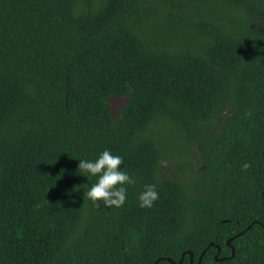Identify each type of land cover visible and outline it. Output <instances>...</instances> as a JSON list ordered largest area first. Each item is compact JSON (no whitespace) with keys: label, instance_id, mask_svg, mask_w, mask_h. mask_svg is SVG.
I'll return each mask as SVG.
<instances>
[{"label":"trees","instance_id":"obj_1","mask_svg":"<svg viewBox=\"0 0 264 264\" xmlns=\"http://www.w3.org/2000/svg\"><path fill=\"white\" fill-rule=\"evenodd\" d=\"M105 148L120 207L84 197ZM263 192L264 0H0V264H264Z\"/></svg>","mask_w":264,"mask_h":264},{"label":"clouds","instance_id":"obj_2","mask_svg":"<svg viewBox=\"0 0 264 264\" xmlns=\"http://www.w3.org/2000/svg\"><path fill=\"white\" fill-rule=\"evenodd\" d=\"M123 156L113 150L105 148L94 159L79 158L78 169L80 173L89 177H95L86 191V196L97 207L122 206L127 199L128 185L135 183V178L122 167ZM159 198L157 186L148 183L138 194L140 207H151Z\"/></svg>","mask_w":264,"mask_h":264},{"label":"rangeland","instance_id":"obj_3","mask_svg":"<svg viewBox=\"0 0 264 264\" xmlns=\"http://www.w3.org/2000/svg\"><path fill=\"white\" fill-rule=\"evenodd\" d=\"M127 102V97H117V96H112L108 99V103L110 105L111 109V114L113 115L114 118L118 116V109L123 107ZM193 151L196 153V157H199V148L193 144ZM197 162H195L196 164ZM164 169L166 171V174L169 177H181L183 175L182 170L180 169L179 165L175 164L172 159L166 160L164 162Z\"/></svg>","mask_w":264,"mask_h":264},{"label":"water","instance_id":"obj_4","mask_svg":"<svg viewBox=\"0 0 264 264\" xmlns=\"http://www.w3.org/2000/svg\"><path fill=\"white\" fill-rule=\"evenodd\" d=\"M263 195H264V192H263ZM250 227H251V226H250ZM250 227H248L247 230H249ZM244 233H245V231L242 232V233H240V234H238V236L243 235ZM236 237H237V236H236ZM234 238H235V237H234ZM234 238L229 239V240H228V243H227L228 246H229V247L231 248V250H232V255H231L229 258H220L219 256H220V254H221V247H220V246H217L218 252H217V254L215 255V260H216L217 262H223L225 259H232V258H234L235 253H236L235 248L232 246V241L234 240ZM210 247H215V244H214V243H211V244H210L205 250H203V252H202L201 255L199 256V260H198L197 264H201V263H202L203 258H204L206 252L208 251V249H209ZM185 254H189V255H190V263H191V264H194V261H193V260H194V259H193V258H194V257H193V254H192L191 252H186ZM185 254L182 255V257H181L179 263H175V262H174L173 260H171L170 258H168L167 260H168L170 263H172V264H182L183 261H184ZM155 264H157V262H156Z\"/></svg>","mask_w":264,"mask_h":264}]
</instances>
